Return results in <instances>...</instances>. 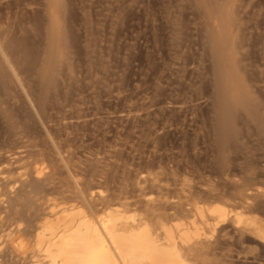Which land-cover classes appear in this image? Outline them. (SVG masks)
<instances>
[{"label": "rangeland", "instance_id": "374dc122", "mask_svg": "<svg viewBox=\"0 0 264 264\" xmlns=\"http://www.w3.org/2000/svg\"><path fill=\"white\" fill-rule=\"evenodd\" d=\"M0 43V264L52 203L251 192L264 220V0H0ZM243 234L198 264H264Z\"/></svg>", "mask_w": 264, "mask_h": 264}, {"label": "bare ground", "instance_id": "6f19581e", "mask_svg": "<svg viewBox=\"0 0 264 264\" xmlns=\"http://www.w3.org/2000/svg\"><path fill=\"white\" fill-rule=\"evenodd\" d=\"M247 193L246 206L236 209L220 199L203 202L198 195L171 207L165 205L168 200L151 196L143 206L104 201L96 210L87 208V200L86 207L80 205L82 200L63 207L52 203L33 245L22 241L12 245L27 264H198L212 247L209 240L230 224L264 242V220L251 214L252 194Z\"/></svg>", "mask_w": 264, "mask_h": 264}]
</instances>
